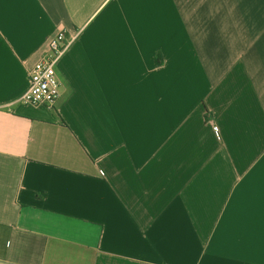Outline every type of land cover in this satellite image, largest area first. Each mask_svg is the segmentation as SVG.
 <instances>
[{"label":"crops","instance_id":"crops-1","mask_svg":"<svg viewBox=\"0 0 264 264\" xmlns=\"http://www.w3.org/2000/svg\"><path fill=\"white\" fill-rule=\"evenodd\" d=\"M0 264H264V0H0Z\"/></svg>","mask_w":264,"mask_h":264},{"label":"built area","instance_id":"built-area-1","mask_svg":"<svg viewBox=\"0 0 264 264\" xmlns=\"http://www.w3.org/2000/svg\"><path fill=\"white\" fill-rule=\"evenodd\" d=\"M77 38L70 37L64 30H59L51 39L47 53L37 61L28 72V87L17 100L25 106L53 108L60 96V80L56 65L63 53ZM102 175V171H99Z\"/></svg>","mask_w":264,"mask_h":264}]
</instances>
